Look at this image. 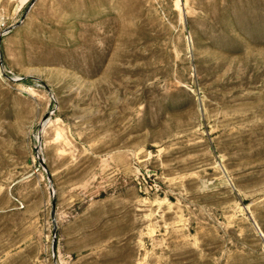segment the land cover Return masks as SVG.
Segmentation results:
<instances>
[{"label": "rangeland", "instance_id": "rangeland-1", "mask_svg": "<svg viewBox=\"0 0 264 264\" xmlns=\"http://www.w3.org/2000/svg\"><path fill=\"white\" fill-rule=\"evenodd\" d=\"M0 264H264V0H0Z\"/></svg>", "mask_w": 264, "mask_h": 264}]
</instances>
